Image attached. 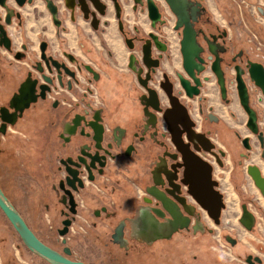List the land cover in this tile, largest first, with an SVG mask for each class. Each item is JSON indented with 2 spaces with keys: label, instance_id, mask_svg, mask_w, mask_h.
<instances>
[{
  "label": "flooded vegetation",
  "instance_id": "obj_1",
  "mask_svg": "<svg viewBox=\"0 0 264 264\" xmlns=\"http://www.w3.org/2000/svg\"><path fill=\"white\" fill-rule=\"evenodd\" d=\"M33 1L31 3L26 2V4H32ZM103 1L106 2V0ZM121 1L122 0H119L120 4ZM188 1L193 3L195 6L199 3L197 6L199 9L196 16L197 20L194 22V27L198 33V41L204 47L202 56L206 60V67L208 68L209 64H212L215 59V55H213L210 51L209 42H211V44L217 48L219 57H221V66L225 72L227 87L229 82H232L235 83L237 88V66H239L243 70L242 76L250 93V103L252 102L251 99L253 97L257 103H263L264 93L262 89L252 80L248 68V62L251 60L254 62H260L264 65V61H260L259 59L254 60L251 56H247L245 50L243 49L235 50L234 48H231V37L228 30L220 26L217 27L214 24L211 16V10L205 0ZM156 2L160 6L162 18L166 21L164 24L168 21V15L175 17L176 24L177 17L171 8L169 7L170 11H167L165 10L164 5H162V0H156ZM64 3L65 7L69 9L66 6V0ZM7 4L10 10L14 9L15 13L11 16V23L8 24L6 22L7 9L0 7V21L4 24L7 34L11 39L10 48L0 44V56L4 59V62L2 59L0 60V187L24 217L29 227L46 245L57 250L71 260L82 261L87 264H212L209 261H212L213 259L208 257V253L205 252L207 254V259L200 261L201 258L190 255L188 253V249L184 250L182 248L183 250H180L179 248L181 246H177L174 241L175 238H173L176 234L183 233V230H187V232H184V235H190V233L194 231L201 233L205 237L204 233L209 226L212 227V231L214 230L215 234L218 229H220V233L218 234L217 232V235L221 238L223 230L227 228H234L231 220H228L229 222L225 220L224 211L227 208L226 194L224 191L222 192L219 189L221 181L216 177V169L207 159V153L204 154V158L213 165L214 179L219 182L218 189L223 194V199L226 204L221 213V222L219 224H216L208 216L207 212L201 208L189 194H185L187 205H180L178 209L173 206L170 199L166 196L163 197L167 200V207H165L158 197L161 193L157 192L158 196L152 195L147 189V191L144 192L146 195L141 196V198L143 203L147 204L149 207L140 209L139 212L134 214H122V209L113 207L112 203L109 201H107V205L102 204L99 208H95L94 210H90L85 206H80V198L86 197V193L91 188V184L96 185L97 187L100 185V188H102V184L107 186V167L111 161L110 156H112V153L107 146V130L102 123L100 109H95V111H93L94 116L91 118L88 116L89 114L86 113L76 114L72 124H68L63 132H60L61 140L64 143H67V145L70 143V140H72V136L76 135H79V138L83 141L82 143H78L75 149H69L67 145H61L60 149H56V164H53V160L49 163L47 156L45 164L47 163L51 165V168L48 170V174L50 177L55 178L59 183V190L61 194H63L61 201L66 203L67 206L65 208L36 207L29 211L30 214H27L24 213L19 206H17L14 200L11 199L8 190L9 188H12L14 175L10 177L8 176V169L6 167L9 164L2 162L1 157H3L4 154L12 153L9 149V143L12 136L16 133L17 128L27 130L32 122V117H34L37 113L44 112V106L48 101H52V108H57L60 103V95L64 91L63 88L66 87L64 80L69 77L70 79L66 81L67 86L69 87L74 85L73 81L77 80L78 71L83 68L82 63L80 62H76L77 68H75L68 64V60L66 58H59L58 56L51 54L52 52L48 51V42L46 41L43 42L47 43L45 49L47 56H51L60 63H65L66 66L74 73V76L68 74L63 68L54 66L51 61L46 63L45 60L42 59V49L40 60L29 65L26 61H29L31 58V47L24 40L20 43L16 41V37H19L21 34L20 27L22 25L23 18L19 9L26 4L19 6L15 0H8ZM144 4L147 8V0H143V3L140 5ZM56 6L58 8L57 4ZM263 10L264 9L261 7L259 8V12L262 14ZM18 13L20 14L19 16L17 15ZM164 24H157V27ZM177 31L180 33L182 38V28ZM43 42L41 43V46ZM17 54H21L20 57H18ZM142 55L143 53L133 56L134 60L131 61V67L133 69L139 67L141 70L140 75L144 77L148 69L143 64ZM16 62H18V64ZM21 65H24L23 67H25V69L16 70L17 66ZM40 67L42 69H40ZM159 68L152 73L149 86L158 89L163 100H166L165 94L160 89V82L163 80L164 73L160 71L161 77L159 80L156 79L159 74ZM177 72L175 77L173 76L175 81H173L170 75L169 76L176 84L175 93L182 99L185 92L182 90V87H177V83L179 82ZM18 74H22V77L17 78ZM47 78H50L51 81L47 80ZM35 80V94L37 99L33 101L30 90L32 82ZM42 86L45 87L42 88ZM22 88L23 93L21 92ZM84 92L90 97L95 98L97 96L98 98L97 91L95 92L91 87H86ZM144 92H146L145 89ZM42 93L44 96H42ZM230 100L228 87L227 100H224V102L230 103ZM251 106L257 112L259 130L264 132V127L260 125V111L252 104ZM210 115L216 117L214 113H211ZM210 115L209 118H211ZM95 121L99 122V124L103 126L100 140L95 139L97 133L95 127L92 126ZM76 122L77 125L75 124ZM153 128H155V136H162L159 144L164 146L166 151H172L173 146L170 145L167 127L165 130L164 125L162 126V122L160 121L157 123L156 127ZM196 128L200 131L198 126ZM247 128L249 129L248 126ZM72 130L74 131L72 132ZM207 135L210 137L209 134ZM63 148L66 150L63 151ZM262 150L263 153L261 156L264 158V147ZM94 155L98 156V160H94L92 158ZM69 159L72 160L69 167L78 177V180L74 181L72 176H70L72 182H75L74 184L76 188L67 182V178L69 177V172L67 170L68 166H66L63 161L65 160L68 162ZM221 160L224 165L223 159ZM158 167L154 169V173ZM260 170L262 176L264 177L261 168ZM152 180L153 184L150 188L154 186V179ZM79 182H81L82 185H80ZM66 190H70L74 196V207H71L69 204V195ZM100 194L101 193L99 191H94L95 196ZM146 198H149L150 201L146 200ZM252 201L248 203L240 202L239 212L235 211L233 217H237L239 226L243 227L245 230L252 231L254 234V229H258L259 225L264 223V211L261 209L259 210L254 201L253 203ZM83 202L86 204V201ZM232 207L233 203L231 202L230 208ZM246 209L252 218L251 229H248L241 222V218L245 214ZM176 210L179 211L176 213L177 216L172 215L173 211ZM207 216L209 220H211V223L205 222V218H207ZM196 218L198 222L197 224L194 223L193 220ZM261 218L263 219L262 222ZM67 220H69L68 225L64 223ZM76 225L78 229L74 231V227ZM66 227L67 230L65 234H61V231H64ZM95 229L107 230V254H104L105 257L99 258L93 255V259L89 254H77L72 243H69L70 235L83 237L79 240L77 246L80 245L84 248V245H86L85 247H90L89 244L92 243V240L89 238V233L90 230ZM165 231H172L171 236H169V233ZM226 237L228 246L223 243V246H221L222 248H219V251L227 253L228 257H220L219 264H264V255L261 256L254 251L248 252L238 237H234L232 235H227ZM158 239L162 240V242L157 246L153 240ZM66 248L70 249L69 253L65 252ZM88 251L90 250H87V252ZM0 264H51L26 246L20 234L14 228L1 207Z\"/></svg>",
  "mask_w": 264,
  "mask_h": 264
},
{
  "label": "crops",
  "instance_id": "obj_2",
  "mask_svg": "<svg viewBox=\"0 0 264 264\" xmlns=\"http://www.w3.org/2000/svg\"><path fill=\"white\" fill-rule=\"evenodd\" d=\"M50 1H54L58 5L59 9L56 14L52 13L49 8L48 3ZM64 2L65 0H34L32 4L21 7L19 9L23 15L20 27L21 34L16 37V41L20 43L24 40L31 47L33 54H31L30 60L26 61L29 65L40 60L41 43L46 41L48 42L49 52L65 54L63 57L66 56L67 60L74 62H71L72 65L80 62L84 65L85 70L93 71L96 69L90 76L84 74L83 69L78 71L77 80L73 81L74 85L69 87L66 83L70 79L68 77L64 80L65 89L69 88L70 93L77 95L78 100H75L77 104L75 103L73 109L76 106L79 108L84 105V108L77 109L75 114H90L91 111L93 113V108L91 107L90 110L87 107L92 105L89 95L81 92L80 87L83 85V81L88 80L89 77L96 83L98 99L100 97L99 100L103 103L99 109L102 123L107 130V145L112 146L114 159L113 162H109L107 167V192L109 193L107 198L110 203H112V200L115 201L116 207L122 209V214L137 213L140 209L149 206L144 204L142 199L140 200L141 197L135 190L136 186L140 189V195L150 188L153 184L154 169L162 163V156L166 149L159 144L162 136L154 135L155 128L149 125L148 118L145 115L141 99L145 92L139 82L141 70L139 67L134 69L131 67V56H133V53L136 56L142 54L143 44L150 40L153 45V56L158 57L160 54L163 56L160 71L167 72L175 81L173 78L174 73L177 71L182 72L180 66L183 67L181 35L174 28L175 18L173 23L170 21L171 25L167 22L153 28L145 4H136L135 0L121 1L120 18L117 16L113 2L106 0L108 4L107 12L105 15L98 14L97 28L91 24L92 17L86 19L79 8L74 12L67 9ZM121 23L123 24V30L120 28ZM150 33L158 36L157 42L150 37ZM126 38L134 39L133 50L127 46ZM177 53L181 55L179 58ZM23 69L25 67L19 66L17 70ZM207 74L210 76V86H204L199 96L183 100L188 105L194 119L197 120L201 115L203 116L204 121L201 131L209 134L211 129H216L220 132L221 137H225L229 148L236 153L240 148L237 144L235 145L234 136H241L242 146L243 138L249 136L252 145L250 150L244 146V150L240 149L239 158L234 162L237 166L234 176L231 178L228 175L224 180L221 179L219 189L222 192L224 191L226 197L230 196L231 200V194L233 191L236 192L235 201H232L235 206L234 209L237 208L236 212H239L242 199L248 202L253 200L259 210L264 211V193L248 172L249 166L252 165H257L263 169L264 161L258 162L253 157L250 158L249 154L244 153L245 150L250 153L255 149L251 136L253 133L249 132V129H245L244 125L245 123L247 125L248 114L244 110L238 94V97H230V103H225L221 96L216 75ZM21 77L22 74L17 75V78ZM65 98L66 95L61 94L60 103L61 99ZM71 102H73V99ZM163 103L164 105L168 104L167 100H164ZM261 104L264 105V102ZM232 111H240L245 114L244 124L241 121H239L241 124L238 123L234 114H231ZM211 113H214L217 117L216 120L209 118ZM75 114L72 116H75ZM238 127L243 130L238 129ZM245 131H248V133ZM244 132L245 134H243ZM255 152L258 154V151ZM242 156L245 157L243 163ZM247 161L249 162L244 165ZM118 164H120V168L117 167ZM243 166H246V170L243 169ZM89 203H92L91 199ZM193 220L194 223H198L197 218ZM225 220H231L234 228L239 227L236 216L225 218ZM205 222L211 223L208 216L205 218ZM241 229L245 234L249 233L252 237H256V234H253L252 231L245 230L243 227ZM248 238H251V236H248Z\"/></svg>",
  "mask_w": 264,
  "mask_h": 264
},
{
  "label": "water",
  "instance_id": "obj_3",
  "mask_svg": "<svg viewBox=\"0 0 264 264\" xmlns=\"http://www.w3.org/2000/svg\"><path fill=\"white\" fill-rule=\"evenodd\" d=\"M7 1L8 0H0V7L7 9L6 22L10 24L11 16L15 11L14 9L10 10ZM15 1L19 6H23L26 2L31 3L33 0ZM111 1L114 3L118 18H120L121 4L119 0ZM165 1L177 17V22L174 26L175 30L182 28L181 52L183 55L184 71H178L177 77L186 96L193 99L201 94L204 83L210 80V77L205 74L208 68L205 65L206 60L202 56L204 47L198 41V33L194 27V22L197 20L196 16L199 10L197 6L199 3L195 6L188 0ZM135 2L136 4H142L143 0H135ZM48 5L52 13L56 14L58 12V8L53 1H50ZM66 6L72 11L78 7L83 12L86 19L92 17L91 24L95 28H97L99 22L98 14L105 15L108 8L107 2L103 0H66ZM147 10L149 17L152 20L153 28H156L157 24H164L166 22L162 18V12L156 0H147ZM17 15L19 16L20 14L18 13ZM120 28L121 30L124 29L122 23ZM150 37L154 41L158 38L154 33H150ZM126 43L130 49L134 48L133 38H126ZM0 44L5 45L7 48H10L11 46V39L1 21ZM46 44V42H43L41 46L43 52L42 59L45 60L46 63L51 61L54 66L63 68L68 74L74 76V73L65 63H60L51 56H47L45 52ZM209 46L210 51L215 55V59L211 64V70L217 77L223 100H227L228 87L226 85L225 72L221 66V57H219L217 48H215L211 42H209ZM152 49L153 45L150 40H147L142 46L143 64L148 70L144 77L139 75L140 84L146 90L141 99L149 125L156 127L157 123L160 121L164 122L173 147L172 151H166L163 154L162 164L157 168L155 172L156 174H153L154 186L149 188L148 191L156 196H158L157 192L161 193L158 197L165 207H167V200L163 197L166 196L170 199L175 208H178L180 205L186 206L185 194H189L195 202L207 212L208 216L216 224H219L221 222V213L226 204L223 199V194L218 189L219 182L214 179L213 165L204 158L205 153H213L215 145L205 132L197 130V122L193 119L188 105L175 93L176 84L172 81L167 72L163 74V80L160 82V89L165 94L168 104L164 105V100L158 89L149 86L152 73L160 67V58L162 57V55H160L158 58H155ZM20 55L17 54L18 57H20ZM133 60V56H131V61ZM248 68L252 80L264 93V65L260 62L250 60L248 62ZM40 69L42 68L40 67ZM237 70V91L240 102L248 114L247 126L251 133L258 137L261 146L264 147V132L259 130L257 112L251 106L250 93L242 76L243 70L239 66H237ZM47 80L51 81L50 78H47ZM35 86L36 80L32 82L30 90L33 101L37 99ZM43 87L45 86H42V88ZM21 92L23 93V88L21 89ZM42 96H44L43 93ZM210 117L215 120L217 119V117H214L213 115H210ZM75 124L77 125V122ZM92 126L95 127L97 133L95 139L100 140L103 126L96 121L93 122ZM73 131L74 130H72V132ZM242 143L245 148L249 150L252 148L249 136L244 137ZM215 156L217 162L220 165H223L221 158L216 154ZM92 158L98 160L97 155L92 156ZM63 162L68 166L67 170L69 172V177L67 178V182L76 188L74 184L75 182H72L70 179V176H72L74 181L78 180L76 173L74 174L69 167L72 160L69 159L68 162L64 160ZM248 172L255 180L257 186L264 193V177L261 174L260 168L257 165H252L249 166ZM79 184L82 185L81 182H79ZM66 191L69 195V204L71 207H74V196L70 190ZM0 207L20 234L26 246L37 255L43 257L51 264H87L82 261L71 260L41 241L29 227L24 217L7 197L1 187ZM178 212V210L173 211L172 215L177 216L176 213ZM251 221V215L246 209L245 214L241 218V222L248 229H251ZM64 223L68 225L69 220ZM66 230L67 227L64 231H61V234L64 235ZM65 252L69 253L70 249L66 248Z\"/></svg>",
  "mask_w": 264,
  "mask_h": 264
},
{
  "label": "rangeland",
  "instance_id": "obj_4",
  "mask_svg": "<svg viewBox=\"0 0 264 264\" xmlns=\"http://www.w3.org/2000/svg\"><path fill=\"white\" fill-rule=\"evenodd\" d=\"M205 1L211 10V16L213 18L214 24L217 27L220 26L228 30L231 37L230 38L231 48L232 49L234 48L235 50L243 49L245 50L247 56L249 57L251 56L254 60L259 59L260 61H264V10H263V14L259 12L260 7L264 9V0H205ZM174 18H175L174 16L168 15L167 22L169 25H171V22L173 23ZM31 54L33 53L31 52ZM51 54H53L54 56L56 55L59 58L60 57L62 58L65 55V54L64 55L59 54L57 52L56 53L52 52ZM177 56L179 58L181 56L180 53H177ZM257 56H259V58ZM1 59L4 62V59L0 56V60ZM175 60L177 61L176 56H175ZM16 63L18 64V62ZM75 65H77V63H75ZM176 66L178 67V65ZM18 67L19 66H17V69ZM82 68H83V73L87 74L88 76H90L91 73L93 74V71L96 70L94 69L93 71L92 70L87 71L84 69L85 67L83 64H82ZM180 69L183 71L182 66H180ZM158 71H159L158 76H160L161 73L160 69ZM207 73L214 74L211 70V64H209L208 66L206 75H208ZM174 74L176 75V73ZM209 83L210 80L205 82L204 86L209 87L210 86ZM95 84L96 83L94 82V80H92L89 77L88 80L86 79L85 81H83V85H81L80 91L84 92V89L86 87H91L96 92L97 90ZM177 85L180 88L179 82L177 83ZM228 87H229L230 97H234V96L238 97L237 95L238 92L235 83L229 82ZM63 89L64 91L62 92V95L63 94L66 95V98L63 100L61 99L60 108L59 109L52 108L53 107L52 101H48L44 106L45 109L44 112L37 113L35 114L34 117H32V122L27 130H23L21 128L16 129V133L14 134V136H12V139L10 140L9 143V149L11 150L12 153L4 154V156L1 157L2 162H4L5 164H9L6 167L8 169L7 170L8 176L10 177L14 175L12 188H9L8 190L9 195L11 199L14 200V202L17 204V206H19L23 210V212L27 214H30L29 211L36 207L65 208L67 206L66 203H63L61 201L63 194H61L59 190V183L55 178L50 177L48 174V170L51 168V165L47 163L45 164L47 160V156L49 163L51 162V160H53V164H56V158H57L56 149H60L61 145L63 146L67 145V143H64L61 140L60 132H63V130L68 124H72L73 119L76 116L75 112L77 111V109L81 110V108H84V105H82L79 108H77L76 106L75 109H73L76 103L75 100H78L77 95L70 93L68 89L65 88ZM89 98H90V103L92 105H88L87 107H89L90 110L93 108L92 110L95 111V109H99L100 107H102L103 103L99 100L100 97L98 99L97 96L95 98L89 96ZM72 99L73 102H71ZM184 99H191V98L185 95L182 98V100ZM251 101H252L251 104L260 111V116H259L260 125L264 127V105L261 104L260 102L257 103L254 100V97L251 99ZM73 114H75V116H72ZM231 114L232 115L234 114V117L239 124L241 123L244 124L246 118L245 114H242V112L240 111H232ZM88 116L90 118L94 116L92 111ZM197 120H196L198 124L197 126L198 128H200L199 130L201 131L204 121L203 116L201 115L200 120L199 119ZM239 121H241V123ZM162 125L166 126L163 122ZM244 125H245V129L248 130L246 123ZM238 129L240 128L238 127ZM245 132L248 133V131ZM245 132L243 134H245ZM209 135L214 139L213 142L217 144V147L221 148L226 153V157L223 159L224 165L223 167L216 170V177L219 178L220 180L221 179L224 180L229 175L232 178L235 174L234 172L237 167L234 162L237 161L239 158L238 156L240 153L239 152L240 149L241 150L245 149L243 148L244 145L243 146L241 145V141H240L241 136L233 135L235 140V145L237 144V146L240 148L239 151H237L236 153L229 148V146L226 144L225 137L224 136L221 137L220 132H218L216 129L214 130L211 129ZM251 136L254 141L253 145L255 149L252 150V152L250 153L245 150L244 153L246 155L249 154L250 158L253 157V159L257 160L258 162H262L264 161V158H262L261 156V154L263 153L262 150L263 147L262 146L260 147V142L256 135L252 134ZM71 139L72 140H70V143H68L67 145L69 149L71 148L75 149L78 143L83 142L81 138H79V135L72 136ZM170 145H172L171 138H170ZM108 148L112 153V146H108ZM65 150L66 149L63 148V151ZM255 151H258V154ZM112 156H110V160H111L110 162L114 161ZM244 158L245 157L242 156L241 158L242 163L244 161ZM248 162L249 161L245 162L244 165L247 164ZM117 167L120 168V164H118ZM245 167L246 166H243L244 170H246ZM119 173L121 172L119 171ZM90 186L91 188L86 193V197L80 198V206H85L90 210H94L95 208H99L102 204L107 205L108 203L107 195H109V193L107 192V186H104L103 184H102V188H100V185H98L97 187L96 185L91 184ZM136 187L137 188L135 190L137 191L140 197L146 195V193L140 195V189L138 186ZM94 191H99L101 194L95 196ZM248 192L249 194H251L250 191ZM235 193L236 192L233 191V193L231 194L232 200L230 199V196L226 197L227 199L226 203L228 206L225 209V216H224L225 218H232L233 215L235 214L237 208L234 209L235 207L234 204L233 207L230 208L231 202L235 201L234 198L236 197ZM88 199L89 200L91 199L92 203H89ZM141 199L142 198H140V200ZM83 201H86V204ZM241 203H248V201H244V199H242ZM112 206L113 207L117 206L115 201L113 200H112ZM262 221L263 219L261 218V222ZM77 229L78 227L76 225L74 227V231ZM219 230L220 229H218L217 231L218 234L220 233ZM172 231L170 232L165 231V232L169 233V236H171ZM184 232H187V230L186 231L183 230V233H178L173 237L175 238L174 239L175 244L177 246H181L179 248L180 250L188 249V253L192 256L193 255L198 256L199 258H201L200 261L201 260L204 261L207 259L206 253H208V257H211L213 259L212 261H209L212 264L213 263L219 264L220 257L226 256L227 258L228 257L227 253H224L223 251H219L220 250L219 248H222L221 246H223V243L227 244L226 242L227 235L238 237L240 239V242L248 252L254 251L261 256L264 255V223L263 224L261 223L258 229H254V233L256 234V237H252V235L249 233L245 234L240 226L236 228H227L223 230L221 238L220 236L217 235V232L215 234L214 230L212 231L211 226L207 227L204 233L205 237L199 232L192 231L190 235L189 234L184 235ZM248 236H251V238H248ZM82 238H83L82 236L75 237L73 235H70L69 243L70 244L72 243L77 254H89L92 256L93 259H94L93 255L99 258L105 257L104 254H107V238H108L107 230H101V229L90 230L89 238L92 240V243L89 244L90 247H85L86 245H84V248L80 245L77 246V243ZM153 241L157 246L162 242V240L160 239ZM87 250L90 251L87 252Z\"/></svg>",
  "mask_w": 264,
  "mask_h": 264
},
{
  "label": "built area",
  "instance_id": "obj_5",
  "mask_svg": "<svg viewBox=\"0 0 264 264\" xmlns=\"http://www.w3.org/2000/svg\"><path fill=\"white\" fill-rule=\"evenodd\" d=\"M162 2H163L162 5H164V8L168 11V9H169V5L166 3L165 0H162ZM133 56H135L134 53H133ZM257 57L259 58V56H257ZM68 62H69V60H68ZM71 62H72V61H70L69 64H70L71 66L77 68V66H76L75 64L72 65ZM72 63H74V62H72ZM87 71H89V70L87 69ZM160 77H161V75H160V76L157 75L156 79L159 80ZM180 88H181V86H180ZM185 95H186V94L184 93L183 96H185ZM164 128H165V130H166V126H164ZM211 140H212V142H213L214 139L211 137ZM213 143H214V145H215V148L213 149V153H207V159H208V160L214 165L215 169L217 170V169L223 167V165H220V164L217 162V159H216L215 154H216L217 156H219L221 159H224V158L226 157V153H225L224 150H222L221 148L217 147V144H216L215 142H213ZM215 172H216V171H215ZM262 172H263V174H264V168L262 169ZM146 200H149V198H146ZM149 201H150V200H149ZM227 222H229V221H227Z\"/></svg>",
  "mask_w": 264,
  "mask_h": 264
}]
</instances>
